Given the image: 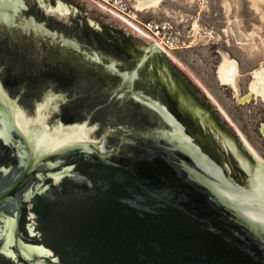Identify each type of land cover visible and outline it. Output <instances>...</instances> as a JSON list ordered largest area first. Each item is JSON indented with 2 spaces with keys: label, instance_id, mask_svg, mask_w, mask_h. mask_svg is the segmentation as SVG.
Listing matches in <instances>:
<instances>
[{
  "label": "water",
  "instance_id": "obj_1",
  "mask_svg": "<svg viewBox=\"0 0 264 264\" xmlns=\"http://www.w3.org/2000/svg\"><path fill=\"white\" fill-rule=\"evenodd\" d=\"M68 2L146 49L90 16L51 29ZM0 48V264H264V164L248 149L241 184L204 167L181 126L206 129L208 100L155 42L89 0H0ZM144 116L149 135L124 125Z\"/></svg>",
  "mask_w": 264,
  "mask_h": 264
},
{
  "label": "rangeland",
  "instance_id": "obj_2",
  "mask_svg": "<svg viewBox=\"0 0 264 264\" xmlns=\"http://www.w3.org/2000/svg\"><path fill=\"white\" fill-rule=\"evenodd\" d=\"M145 12L143 19L168 16L188 29L189 49L171 54L176 62L172 61L210 95L254 157L264 164V138L257 132L258 123L264 121V107L259 100L238 105L232 98L246 93L253 81L251 73L264 66V0H161L158 9ZM193 22L199 26L196 37L191 32ZM225 59L238 64L237 95L216 81L215 67Z\"/></svg>",
  "mask_w": 264,
  "mask_h": 264
},
{
  "label": "flooded vegetation",
  "instance_id": "obj_3",
  "mask_svg": "<svg viewBox=\"0 0 264 264\" xmlns=\"http://www.w3.org/2000/svg\"><path fill=\"white\" fill-rule=\"evenodd\" d=\"M6 52H7V48H0V58H3ZM221 61L219 62V64L221 63ZM219 64L215 67V73H214L217 83H219V85L223 87H227V89L232 91L234 95L235 94L237 95V87H236L237 81L235 83L236 90L232 89L229 85H223L220 83L217 77V69L219 67ZM234 65L236 66V69L238 71V76H237V79H238L239 78V67L236 61L234 62ZM166 66L170 70L174 79L178 80L179 82L182 81V79L179 78L178 74L173 69H170V65L168 63H166ZM174 68L177 69L175 66ZM178 71L188 81L192 82L196 86V88H198L208 100V104L207 103L205 104L203 101L200 102V105L204 109V114L206 115L208 122H209V124L206 125V129L202 127H199V128L195 127L191 129L187 124H184L183 122H182L183 126H181V129L183 131L188 132L191 138L190 140H192L199 154H201L205 158V160L209 162L210 167L208 165L207 166L205 165L204 167L208 169L213 176L223 181L228 180L231 183H238V184L243 183V178L246 175L245 169L247 168L248 166L247 163L249 162L248 161V158H249L248 149L249 148H248L247 143L242 138H240L238 133L233 132L235 130L231 127L230 123L223 116L224 114H222L223 112L218 107V105L216 103L214 104L210 95L206 94L186 73H183L180 70ZM251 76H252V73H251ZM251 78L253 80V76ZM41 81H37L39 85L41 83L42 85H47V86L53 85L54 86V83H55L53 79L43 80L44 82H41ZM48 82L53 83V84H49ZM33 90H36L35 86L33 87ZM246 90H247L246 93H244L243 95H240V96L237 95L235 97H232L233 99L234 98L236 99V102L238 105L250 104L254 100V96L250 95L249 88ZM245 97H248V100H245L244 102H242V100ZM256 100H259L261 105H263L264 107V103L261 101L260 97L256 98ZM104 120L105 118H102L98 120L99 122H97L98 123L97 129H98L99 136L101 135L102 131L105 128V123L103 122ZM151 123H152V120L148 116H144L143 119H141V122L139 123H134V124L127 123L124 125L126 126L129 125V127L132 129L131 130L132 134H135V133L140 134V132L141 133L144 132L145 134L149 135L152 133ZM114 125L115 124H112L111 126L113 127ZM213 132H215L219 137L227 138L228 142L225 144H222L221 142H219V140L213 134ZM257 132L260 135V137L264 138V121L258 123ZM110 145H113L112 147L114 146L117 147V141L114 137H111L108 140V143L105 144L106 149H109ZM116 147H114V153L118 151ZM150 147L147 144L144 146L145 154L148 152L147 150L150 149ZM164 153L167 154V159L170 160L171 162H176V160H184V161L190 162L189 158H187L182 153L170 151V150ZM117 159L119 158H116L115 160ZM112 160H114V158H112ZM229 173L231 174L230 176L233 179H235V181L228 178Z\"/></svg>",
  "mask_w": 264,
  "mask_h": 264
},
{
  "label": "built area",
  "instance_id": "obj_4",
  "mask_svg": "<svg viewBox=\"0 0 264 264\" xmlns=\"http://www.w3.org/2000/svg\"><path fill=\"white\" fill-rule=\"evenodd\" d=\"M91 1L103 7L108 13L123 19L143 36L150 38L167 56L189 49L188 29L179 26L171 17L143 19L146 12L137 10L131 0Z\"/></svg>",
  "mask_w": 264,
  "mask_h": 264
},
{
  "label": "bare ground",
  "instance_id": "obj_5",
  "mask_svg": "<svg viewBox=\"0 0 264 264\" xmlns=\"http://www.w3.org/2000/svg\"><path fill=\"white\" fill-rule=\"evenodd\" d=\"M160 4L161 0H135V2H133L134 7L140 11L158 9ZM191 32L195 37L199 34V26L196 22L192 23ZM169 56L171 60L176 62L172 55ZM237 76L238 71L236 66L228 59H225L217 69V77L220 83L223 85H229L232 89H235ZM252 76L253 81L249 86L250 95L254 96L255 100L260 97L261 101L264 103V66L254 70ZM245 100H248V97H245L242 102Z\"/></svg>",
  "mask_w": 264,
  "mask_h": 264
},
{
  "label": "trees",
  "instance_id": "obj_6",
  "mask_svg": "<svg viewBox=\"0 0 264 264\" xmlns=\"http://www.w3.org/2000/svg\"><path fill=\"white\" fill-rule=\"evenodd\" d=\"M68 4H70L69 6L74 9L75 14L72 15L71 17H69V21L67 23H65V22H50L49 26L51 29H53L57 32H62V33L69 34V35H76L79 33L82 37L83 34H85V32L88 31V27L86 26V21L88 20L87 16H90L94 20L95 23L100 24L102 26V28L104 30L108 31L112 36L125 37V38L131 40L134 44V48L137 49L138 51H142V50L146 49V44L141 39H139V38H137V37H135L129 33H126L122 28L115 26L114 24H112L111 22H109L107 20H102L101 18L87 14L81 8H79L77 6H72V4L69 2H68ZM29 13L36 15L34 10H30ZM151 55L152 56H158V53L153 52ZM159 55H161V54H159ZM86 77H87V75H86ZM101 91H103V89H99L97 91L95 90V93L99 94ZM102 94L107 95L108 93L104 92Z\"/></svg>",
  "mask_w": 264,
  "mask_h": 264
}]
</instances>
